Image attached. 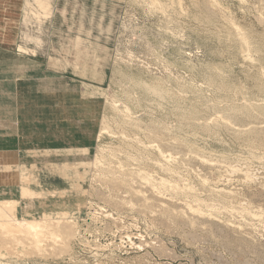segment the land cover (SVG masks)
<instances>
[{"label": "rangeland", "instance_id": "1", "mask_svg": "<svg viewBox=\"0 0 264 264\" xmlns=\"http://www.w3.org/2000/svg\"><path fill=\"white\" fill-rule=\"evenodd\" d=\"M19 3L0 264H264V0Z\"/></svg>", "mask_w": 264, "mask_h": 264}, {"label": "bare ground", "instance_id": "2", "mask_svg": "<svg viewBox=\"0 0 264 264\" xmlns=\"http://www.w3.org/2000/svg\"><path fill=\"white\" fill-rule=\"evenodd\" d=\"M160 95V94H159ZM161 96V95H160ZM263 132H264V130H263ZM169 144L170 145H168L167 143H166V145H168V146H171V150H173V148H172V146H174V143H170L169 142ZM175 147V146H174ZM1 157H3V156H1ZM7 170H9V169H7ZM230 170H232V169H230ZM234 171V170H233ZM240 171V170H239ZM200 172V171H199ZM241 172V171H240ZM4 173H6V172H4ZM8 175H9V173H8ZM6 177V176H5ZM9 177V176H8ZM249 177V176H248ZM12 178V177H11ZM121 179V178H120ZM11 180V179H10ZM97 180V179H96ZM9 181V180H8ZM124 181H125V179H124ZM124 181H117V183L119 182V186L117 187L118 189L121 187V188H123V187H126V189H128L129 191H130V193L133 195V198L135 199V202L137 201V200H141V204L143 205L144 204V201H146V199L144 198V195L142 194V192H141V190H139V189H135V186L133 187V185H131V184H128V183H126V181L124 182ZM128 181V180H127ZM149 181V180H148ZM143 183H145V182H143ZM149 183V182H148ZM145 184H147V183H145ZM115 185H117V184H115ZM143 185V184H142ZM149 186H151L150 185V183L148 184ZM188 185V184H187ZM205 185V184H204ZM115 187V186H114ZM117 188H115L116 190H117ZM188 190H190V189H188ZM30 191L28 190V189H25V193L26 194H30L29 193ZM190 192V191H189ZM111 193V192H110ZM155 193V192H154ZM222 193V192H221ZM231 193V192H230ZM126 194V193H125ZM233 194V193H232ZM31 196H30V198H33V194H30ZM153 195H156V194H153ZM152 196V195H151ZM153 198V197H152ZM247 199V198H246ZM167 204V203H166ZM116 205V204H115ZM120 205V204H119ZM148 205V203H146V206ZM187 206V205H186ZM190 208V207H189ZM197 208V207H196ZM184 209V208H183ZM187 210V209H186ZM185 210V212H187ZM245 210V209H244ZM188 212H190V214L191 213H193L192 215H194L195 213H197L196 211H195V209H193V208H191V210H189ZM186 214H188V213H186ZM250 214V213H249ZM111 216V215H110ZM107 217V216H106ZM188 217V216H187ZM209 218V217H208ZM210 219V218H209ZM15 220V219H14ZM12 221V225L11 224H7V225H4V223H5V221H4V223L2 224V225H4V227H6L7 229H8V231H10V232H12L11 234H14V235H17L18 236V234H23L24 235V237L26 236V234L28 235V233H29V235L28 236H30L28 239H30V241L29 242H31V244H35V243H39V244H41V241H43V240H41L42 238L40 237L41 236V234H42V231H40V229L41 228H44L45 226H47V225H45L44 226V224H47V220L46 221H43V226L44 227H39L38 229H37V227L38 226H41L40 224H39V222H33V221H31V222H29L28 220H27V222H26V224L28 225V227L27 228H25V229H27V232L25 231V230H23L24 228L22 227L21 228V225L20 226H13V222H16V220L15 221ZM49 220V219H48ZM62 220V219H61ZM203 220V219H202ZM201 220V221H202ZM1 221V220H0ZM18 221V220H17ZM206 221V220H205ZM212 221V220H211ZM25 221H23V223H24ZM7 223V222H6ZM18 223V222H17ZM41 223V222H40ZM49 223V222H48ZM70 223V222H69ZM197 223V222H196ZM50 224V226H49V228L50 227H53V228H55V231L57 232V228H62V229H64L65 231H64V233L65 234H68L69 233V229H67L66 230V228H67V226H65V225H60V222H51V223H49ZM48 224V225H49ZM1 225V224H0ZM1 225V226H2ZM205 225V224H204ZM211 225V224H210ZM48 227V226H47ZM47 227H45V228H47ZM156 227V226H155ZM44 228V229H45ZM68 228H71V227H68ZM43 229V230H44ZM48 229V228H47ZM39 230V231H38ZM42 230V229H41ZM60 231H58V232H60V233H62L61 231H63V230H61V229H59ZM71 230V229H70ZM1 231V230H0ZM50 231V230H49ZM55 231H54V229H52L51 228V231H50V233L51 234H49L48 232H46L45 233V236H46V234L48 233L49 235H51V237H53V238H56V239H58V238H65V235L63 236V233H62V235L61 234H58V233H55ZM7 232V231H6ZM45 232V231H44ZM43 232V233H44ZM4 233V232H3ZM32 233H36V235L34 234V235H32L31 236V234ZM10 234V233H9ZM47 234V235H48ZM72 234V233H71ZM44 236V235H43ZM71 236V235H70ZM39 237V238H38ZM47 237V236H46ZM50 237V238H51ZM41 238V239H40ZM34 239V240H33ZM155 240V239H154ZM36 241V242H35ZM63 242L61 243V245L59 246V247H61L62 248V245L63 246H65V244L66 243H68L67 241H68V239H63L62 240ZM10 242V241H9ZM66 242V243H65ZM8 245H9V243H8ZM32 245V246H33ZM40 246V245H39ZM43 246V245H42ZM32 250V249H31ZM38 250V249H37ZM62 250V249H61ZM63 251L65 252V249H63ZM222 258V257H221Z\"/></svg>", "mask_w": 264, "mask_h": 264}, {"label": "crops", "instance_id": "3", "mask_svg": "<svg viewBox=\"0 0 264 264\" xmlns=\"http://www.w3.org/2000/svg\"><path fill=\"white\" fill-rule=\"evenodd\" d=\"M15 1L0 0V53L14 51V41L10 38L15 37L13 29L18 20L16 13L21 9V4L16 7Z\"/></svg>", "mask_w": 264, "mask_h": 264}]
</instances>
